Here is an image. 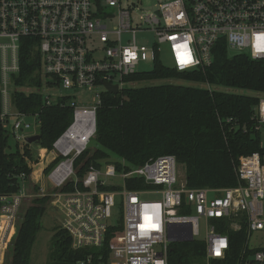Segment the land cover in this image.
Segmentation results:
<instances>
[{
    "label": "built area",
    "instance_id": "1",
    "mask_svg": "<svg viewBox=\"0 0 264 264\" xmlns=\"http://www.w3.org/2000/svg\"><path fill=\"white\" fill-rule=\"evenodd\" d=\"M106 8H114L115 14H107ZM135 11L136 5L124 6L122 0H0L3 129L19 146L38 135L28 134L34 128L38 131V116L16 111L15 91L40 93L46 106L64 99L72 111L71 123L51 149L37 143L28 147L33 157L27 160L30 172L9 173L7 180L16 184L0 185V264L6 263L22 206L43 197L52 203L74 251L100 248L110 226L121 221V230L108 244L107 264H167L169 245L183 242L189 234L192 241L202 243L206 264L222 261L231 246L220 230L244 233L236 264H264V162L259 154L238 160V185L225 189L188 188L179 180L171 156L130 170L123 160L99 162L97 167L88 166L81 179L76 177L73 164L96 135V110L108 92L106 83L120 93L127 86L124 77L152 69L164 51L177 72L203 70L222 42L228 53L264 64V0H164L153 12L139 15L136 23ZM23 50L36 61V75L52 82L40 83L39 89L15 85ZM56 87L74 93H44ZM91 91L90 97L80 96ZM254 118L255 129L260 130L264 96ZM49 156L48 164L56 163L46 171ZM37 176L39 183H32ZM126 181H141L145 187L129 190ZM142 196L160 199L144 201Z\"/></svg>",
    "mask_w": 264,
    "mask_h": 264
},
{
    "label": "trees",
    "instance_id": "2",
    "mask_svg": "<svg viewBox=\"0 0 264 264\" xmlns=\"http://www.w3.org/2000/svg\"><path fill=\"white\" fill-rule=\"evenodd\" d=\"M152 69L126 76L127 84L117 95L106 92L96 110L94 148L75 159L76 177L81 179L88 166H99L123 160L127 169L141 167L160 156H171L184 167V181L192 188L225 189L238 185L236 168L242 156L259 154L264 162V147L256 130L255 109L264 96V64L252 61L244 54L228 53L222 42L215 46L211 65L205 69L177 72L163 65L159 57ZM37 63L23 50L20 73L15 85L39 89L41 77L36 75ZM180 80L206 86L199 88L180 84L133 87L141 82ZM214 88L243 90L256 97L217 91ZM24 90V89H23ZM12 103L17 112L37 115L40 121L37 146L51 149L72 121V111L64 99L46 106L41 94L35 91H15ZM1 110V103H0ZM0 121V185L7 188L15 180H7L9 173H29L27 160H32L28 143L14 144ZM91 143V145H92ZM91 147V146H90ZM56 163L46 166V171ZM119 168V167H118ZM127 189L139 190L144 182L126 181ZM48 198L26 200L18 214L17 230L9 246L7 264H29L31 249L40 230V221ZM121 230V221L110 226L100 248L74 251L71 237L57 228L51 239V254L45 264H107L108 244ZM230 238V254L224 260L210 264H236L235 259L243 241V231H219ZM167 264H206L201 242H177L169 245Z\"/></svg>",
    "mask_w": 264,
    "mask_h": 264
},
{
    "label": "rangeland",
    "instance_id": "3",
    "mask_svg": "<svg viewBox=\"0 0 264 264\" xmlns=\"http://www.w3.org/2000/svg\"><path fill=\"white\" fill-rule=\"evenodd\" d=\"M164 0H122V4L124 6H129L131 4L136 5L137 11L134 12V15H132L134 17V23L137 22L139 15H141L144 12H153L154 10H156L159 6V4H161ZM105 12L107 14L110 15H114L115 14V9L114 8H106ZM140 39L139 41L141 42H145L146 38H138ZM233 53H230V55H232ZM160 60L162 62L163 65L166 66H172L171 65V58L168 54L167 51H164L161 53L160 56ZM146 69H150V66H145ZM52 82V80L50 78H46L43 77L41 80L42 85H46L48 83ZM159 84H180V85H184V86H194V87H199V88H206V86L204 85H200V84H196V83H187V82H183L180 80H169V81H156V82H141L139 84H132L131 86L133 87H139V86H156ZM24 89H27V87H24ZM217 91H228L231 93H235V94H243V95H247V96H253L256 97L255 93L252 92H248V91H243V90H233V89H226V88H214ZM96 90V89H95ZM100 90V89H98ZM45 94H49V95H53L56 96L57 94H62L65 96H68L69 94L73 95L74 90L71 92H67L62 90L59 87L54 88L53 90L50 89L47 92H44ZM93 92H84L81 93L80 96H83V94H86L87 96L90 97V95ZM91 102H94V100H90ZM89 101V102H90ZM29 122H34V119L28 118ZM34 131L37 132V129L34 128V130L30 131L28 134H32L34 133ZM259 136H260V144L264 147V125H262L260 127L259 130ZM92 143V141H91ZM89 145V148H94V144L92 143V145ZM9 144L11 146V149L14 148V144L15 142L13 141V139H9ZM36 145L35 144H31L29 147H31V149H33ZM91 146V147H90ZM32 152H34L32 150ZM50 160V156L46 158L45 163L48 164V161ZM113 161V160H112ZM44 164V166L46 165ZM37 170L40 169V167L37 166L36 168ZM177 173H178V177L179 180L183 181L184 180V167L177 164ZM32 183L38 184L40 181V176H37L36 179L31 178ZM141 200L144 201H158L160 198L158 196L155 197H143L140 198ZM57 228H60V221L58 218L57 213L55 212V210L53 209V205L51 202H47L46 205V210L43 214V217L40 221V230L37 233V237L35 240V243L31 249V257H30V263L29 264H45L48 260H49V256L51 254V239L52 236L54 234V232L56 231ZM202 228V227H201ZM202 237V236H201ZM253 243V241H252ZM8 255L10 256V253H8ZM7 264V261L6 263Z\"/></svg>",
    "mask_w": 264,
    "mask_h": 264
},
{
    "label": "water",
    "instance_id": "4",
    "mask_svg": "<svg viewBox=\"0 0 264 264\" xmlns=\"http://www.w3.org/2000/svg\"><path fill=\"white\" fill-rule=\"evenodd\" d=\"M105 89L113 95H117L119 93L117 86H112L110 84L105 85ZM27 143L28 144H36L40 141V135H33L27 138ZM189 228V226H188ZM183 242H192L191 240V235L189 234V236L183 241Z\"/></svg>",
    "mask_w": 264,
    "mask_h": 264
}]
</instances>
